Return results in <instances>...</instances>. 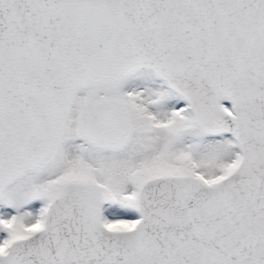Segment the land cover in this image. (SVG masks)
<instances>
[{
  "label": "snow or ice",
  "instance_id": "obj_1",
  "mask_svg": "<svg viewBox=\"0 0 264 264\" xmlns=\"http://www.w3.org/2000/svg\"><path fill=\"white\" fill-rule=\"evenodd\" d=\"M0 264H264V0H0Z\"/></svg>",
  "mask_w": 264,
  "mask_h": 264
}]
</instances>
